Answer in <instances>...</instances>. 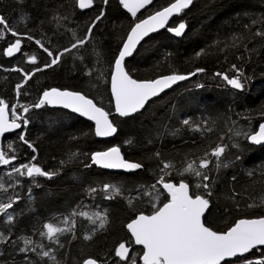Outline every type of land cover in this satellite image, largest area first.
Returning <instances> with one entry per match:
<instances>
[{
	"label": "trees",
	"instance_id": "1",
	"mask_svg": "<svg viewBox=\"0 0 264 264\" xmlns=\"http://www.w3.org/2000/svg\"><path fill=\"white\" fill-rule=\"evenodd\" d=\"M171 2L174 0H156L134 19L119 0H109L108 5L94 0L93 8L87 11L75 7V0H0V15L18 32L34 37L32 41L23 39V54L13 57L4 55L3 50L15 37L8 33L6 40H0V99L10 108L15 106L17 114L29 121L26 126L23 120L18 121L22 127L0 139V150L17 156L12 164L0 165V183L8 188L7 192L0 190V202L19 196L13 209L8 210L12 221L0 215V264H54L50 258L37 254L39 248L37 252H20L25 246L23 238L33 241L31 247L42 244L44 250H52L58 264H83L89 258L100 264H131L130 260L124 262L115 256L114 250L122 242L131 248L129 255L136 257V264H142L139 259L142 248L135 246L126 225L139 212H152L150 200L156 192L151 186L161 175V161L175 165L170 169L171 176H165L166 181L178 183L183 179L189 183L192 194H202L209 200L210 209L204 222L213 230L227 231L239 219L264 216V145L256 147L243 136L235 135L238 130L254 133L264 123V36L255 34L264 31V0H195L169 24L176 27L184 22L183 34L175 37L168 27L151 35L126 61V69L141 81L174 73L187 75L196 68L205 71L153 99L140 114L122 118L115 113L108 75L111 63L130 28ZM102 8L105 16L97 22L88 43L62 57L59 65L36 73L18 96L16 85L23 83V74L5 69L23 68L31 72L37 65L28 62L30 55H36L42 66L49 57L35 44L36 39L54 52L70 46L73 31L77 37H83ZM201 50L203 54L197 58L196 53ZM233 64L244 73L243 90L232 88L215 75L220 72L234 76ZM86 68L97 71L87 76ZM101 71L104 76L98 78ZM53 87L79 91L94 99L98 106L110 112L117 135L111 140H101L95 135L92 123L73 113L48 105L39 109L31 107L44 90ZM21 105L29 107V111L24 113ZM189 117L192 123L201 125L200 131L182 124ZM204 120L208 122L206 126L202 124ZM21 133L34 144L35 153L19 140ZM128 140L132 143H126ZM235 143L241 147H232ZM217 144L227 145L221 158L226 166L217 169L214 161L206 170L212 193L208 196L205 190L196 188L201 182L198 178L177 173L192 160L198 163L197 158ZM116 146L126 160L139 162L143 168L120 173L97 165L85 166L91 164L92 152ZM33 155L37 157L33 163L57 174L51 179L41 176L33 179L14 172L8 175L13 167L28 163ZM105 183L122 186L123 195L104 199L101 189ZM89 187L98 189L94 196L88 194ZM157 189L163 191L161 185ZM146 192L152 196L145 195ZM166 195H161L160 201L166 202ZM250 204L253 207H248ZM77 205H84L78 210L89 214L106 209L105 228L97 231L91 240H84L83 236L93 226L84 217H75V236L72 233L59 236L63 247L40 235L46 231L43 227L46 223L65 227L63 217ZM261 252L264 248L246 258H260ZM243 259L225 264H243Z\"/></svg>",
	"mask_w": 264,
	"mask_h": 264
},
{
	"label": "snow or ice",
	"instance_id": "2",
	"mask_svg": "<svg viewBox=\"0 0 264 264\" xmlns=\"http://www.w3.org/2000/svg\"><path fill=\"white\" fill-rule=\"evenodd\" d=\"M102 3L108 5L109 0H102ZM152 3L153 0H119V4L131 13L132 17H136L141 9ZM192 3L193 0H174L169 6L155 11L146 19L139 20L130 28L126 39L123 40L122 46L118 50V54L110 65L111 71L108 73L110 76V92L112 100H114L115 113L120 117H129L140 111L152 97L158 96L177 81L188 79L189 76H194L197 73L205 71L203 68H196L187 75L174 73L171 75H163L156 79L141 81L132 77L130 71L126 69L125 64L126 57L132 56L137 45L149 33L155 32L159 28H164L169 17L173 14L181 13L184 9L189 8ZM74 6L81 10L91 9L94 6V0H75ZM104 16L105 12L102 8L87 26L83 37H77L73 31V39L70 42V46H65L56 52L45 47L41 40L36 39L34 41L35 44L39 45L43 49V52L47 54V57H49L42 66L38 64L36 55H30L27 57L28 62L37 65L31 72L25 71L23 68L5 69V71L10 70L23 74V83L16 85L17 95H20L21 89L36 73L59 65L62 57L66 54H71L73 49L84 47L91 39L97 22ZM63 19H67V17H63ZM185 28L186 24L181 22L176 27H169L168 31L174 33L176 36H180L183 34ZM8 33L12 37H15L14 42L10 43L3 50V54L8 57H13L16 53H22L23 39L29 41L34 39L31 35L15 30L9 24L7 18L0 15V40H6V34ZM255 34L264 36V31H257ZM203 51L201 50L196 53L197 58L203 54ZM97 55L99 54L97 53ZM81 59L83 58L81 57ZM232 69L235 70V75L232 77L220 72L215 73V75L221 76L232 88L243 90L245 87L243 82L245 79L244 73L235 64L232 65ZM95 71H97L95 68H86L84 74L92 76ZM103 76L104 73L101 71L98 78ZM45 105L61 106L94 121V133L97 137H110L117 132L116 125L109 119L110 112L106 111L102 106H98L94 99L89 98L82 92L66 89L61 90L55 87L44 90L38 101L32 104L31 107L39 109ZM20 107L24 113L29 111V107H24L23 105ZM10 113L11 120L9 119ZM21 120H23L24 126L29 122L17 114L15 106L10 108L5 100L0 99V137H3L7 132L21 128L22 124L18 122ZM207 123V120L202 121V124L205 126ZM182 124L192 127L195 131L201 130V125L192 123L191 117L183 119ZM211 130V128H207V131ZM235 135L243 136L246 140L255 144L264 143V123H260L259 130L254 133L238 130L235 132ZM19 140L27 145L33 153L37 151L34 144L23 133L19 135ZM126 143L131 144L132 141L128 140ZM226 147L227 145L217 144L210 152H206L202 158H197L198 163L197 160L188 162L186 167L177 174L184 176L187 173L198 178L201 182L196 184V188H202L210 196L212 194L210 191V183H208L210 177L206 170L209 169V166L214 161V166L217 169L226 166L221 159ZM232 147L240 148L241 145L235 143ZM8 148L11 149L12 145L9 144ZM72 155L75 156L76 154L74 153ZM155 155L157 158L160 157L159 152L155 153ZM36 159L37 157L35 155L31 156L28 163H21L19 166L13 167L8 175L11 176L14 172L19 176L26 175L33 179L36 176L51 179L57 174L55 171H45L38 164L33 163L32 161H36ZM15 160H17L15 154L9 155L8 152L0 150V165L7 166ZM90 160L91 164H86V167L97 165L104 169H123L127 171L143 168V165L139 162L126 160L121 154L120 147H110L106 151L92 152ZM64 163L66 162L61 161V164ZM161 163L163 165L160 168L161 175L156 181V184L151 186L152 190L156 192L155 197L150 200L153 209L152 212L145 214L141 211L126 225L131 237L134 238V243L142 246V253L139 254V259L142 264H224L226 258H244L243 264H264V252H261L260 258L248 259L245 257V254L251 252L253 249L264 248V216L255 219H239L227 231L213 230L211 227L206 226L202 220L206 210L209 209V200L202 194H190V185L183 179L178 183L166 181L165 176H171L170 169H173L175 165L172 162L161 161ZM249 175H252V173H249ZM157 185H162L163 191H159ZM0 190L7 192L8 188L3 183H0ZM101 190L105 194L104 199L107 200H112L117 196L123 195L124 191L122 186L110 183L103 184ZM97 191L98 189L95 187H89L87 189L90 196H94ZM165 192L167 193L165 196L166 202H162L160 201V196ZM144 194L150 197L152 196L150 192ZM18 199L19 196L15 199L9 197L7 202H0V215L7 216L9 222L12 221L13 217L9 215L8 210L13 209V205ZM128 203L131 205V199L128 200ZM82 207L84 205H77L68 215L63 217L62 223L65 227H58L52 223H46L43 226L46 231L40 232V235L46 236L53 244H58L60 247H63L64 245L59 239L60 234L72 233L75 236L77 224L75 217H84L93 227L83 236V239L91 240L97 231L105 228V225L108 223V213L105 209L103 212L97 211L89 214L86 211L78 210ZM248 207H253V205L250 204ZM0 238H2V234H0ZM23 242L25 246L19 249L20 252H37V248H39L40 251L37 252L39 256L42 258L48 257L54 264H58L55 255L52 254V250H44L45 246L42 244L31 247L33 241L30 238H23ZM114 251L115 256L121 261L128 262L130 260L131 264H136V257L129 255L130 249L125 243H120ZM83 264H100V262L96 259L89 258Z\"/></svg>",
	"mask_w": 264,
	"mask_h": 264
},
{
	"label": "water",
	"instance_id": "3",
	"mask_svg": "<svg viewBox=\"0 0 264 264\" xmlns=\"http://www.w3.org/2000/svg\"><path fill=\"white\" fill-rule=\"evenodd\" d=\"M154 1H156V0H153V3H154ZM194 1L195 0H193V3H194ZM152 3V4H153ZM193 3H192V5H193ZM152 4H150V5H147L145 8H143V9H141L138 13H137V16L136 17H133L134 19H136L143 11H145L146 9H148L149 7H151L152 6ZM192 5H190V7L192 6ZM189 7V8H190ZM189 8H187V9H184L181 13H179V14H173L171 17H169V19H168V21H167V23H166V25H165V27L164 28H159V29H157V31H155V32H152V33H149V35L147 36V37H145L142 41H141V43L139 44V45H137V47H136V49L134 50V52H133V54H132V56H130V57H126V59H125V62L126 61H128V60H130L134 55H135V53L137 52V50H138V48L140 47V45L148 38V37H150L151 35H154V34H158V33H160V32H162L163 30H165V29H167L168 27H169V24H170V22L172 21V19H174L175 17H177V16H179V15H181L184 11H186V10H188ZM92 9V8H91ZM87 10H90V9H84V11H87ZM125 11L129 14V15H131V13H129L126 9H125ZM146 19V18H145ZM172 35H174L175 37H178V36H176L174 33H172V32H170ZM17 54V53H16ZM16 54H14V55H16ZM189 78H191V76H189ZM188 78V79H189ZM135 79V78H134ZM187 79H185V80H182V81H177L175 84H173L170 88H168V89H165L163 92H161L158 96H156V97H152L146 104H145V107L143 108V109H141L140 111H138V112H136V113H134V114H132L131 116H129V117H132V116H135V115H137V114H140L146 107H147V105L149 104V102L150 101H152L153 99H155V98H157V97H159V96H161L163 93H165V92H167V91H169V90H171L172 88H174L175 86H177L178 84H180V83H182V82H184V81H186ZM62 90V89H61ZM49 107H51V108H55V109H60V110H64V111H68V112H70V113H73V114H75V115H77V116H79V117H81V118H83V119H85L86 121H88V122H90V123H92L94 126H95V122L94 121H91V120H89L87 117H85V116H81L79 113H74V112H72L70 109H65V108H63V107H61V106H49ZM117 114V113H116ZM118 115V114H117ZM119 116V115H118ZM120 117V116H119ZM122 118H127V117H122ZM9 119L11 120L12 119V117H11V113L9 114ZM109 119H110V117H109ZM258 130H259V128H258ZM16 131H17V129H15V130H13V131H10V132H7V133H5L4 135H3V137H0V139H2V138H5L6 136H8V135H11V134H14V133H16ZM117 133H118V130H117V132L115 133V134H113L112 136H110V137H98L99 139H101V140H111L113 137H115L116 135H117ZM255 144V143H254ZM255 145H257V146H262V145H264V143H261V144H255ZM117 147V146H116ZM106 151V150H105ZM121 154H122V151H121ZM123 155V154H122ZM124 156V155H123ZM99 167V166H98ZM99 168H101V167H99ZM101 169H104V168H101ZM104 170H108V171H111V172H120V173H131V172H134V171H127V170H123V169H104ZM161 187H162V185H161ZM166 193V192H165ZM167 194V193H166ZM190 194H192L191 193V188H190ZM210 207V206H209ZM209 209H207L206 210V212H205V214L207 213V211H208ZM205 216V215H204ZM260 218V217H259ZM202 220L204 221V217H202ZM136 245V244H135ZM137 247H142V246H140V245H136ZM130 249V251H131V248H129ZM254 250V249H253ZM252 250V251H253ZM251 251V252H252ZM251 252H249V253H251ZM130 253V252H129ZM249 253H246V254H249ZM234 259H237V258H226V261L225 262H228V261H231V260H234ZM224 262V263H225Z\"/></svg>",
	"mask_w": 264,
	"mask_h": 264
},
{
	"label": "bare ground",
	"instance_id": "4",
	"mask_svg": "<svg viewBox=\"0 0 264 264\" xmlns=\"http://www.w3.org/2000/svg\"><path fill=\"white\" fill-rule=\"evenodd\" d=\"M125 64H126V62H125ZM17 131H18V129H17ZM17 131H16V132H17ZM249 142H250L252 145L256 146V147H260V146L255 145V144L252 143L251 141H249ZM262 146H263V145H262ZM209 206H210V203H209ZM209 209H210V207H209ZM208 211H209V210H208ZM208 211H207V213H208ZM207 213H206V214H207ZM206 214H205V216H206ZM205 216H204V219H205ZM243 219H247V218H243ZM252 219H255V218H252ZM129 233H130V232H129ZM130 235H131V234H130ZM132 238H133V237H132ZM133 240H134V238H133ZM135 246H136V245H135ZM136 247H137V246H136ZM139 248H142V247H139ZM259 249H261V248L254 249L253 251H255V250H259ZM253 251H252V252H253ZM252 252H251V253H252ZM251 253H249V254H245V257H246V256H249ZM129 254H130V253H129ZM237 259H238V258H237ZM237 259H234V260H231V261H228V262H233V261H236ZM225 263H226V262H225ZM225 263H224V264H225Z\"/></svg>",
	"mask_w": 264,
	"mask_h": 264
}]
</instances>
